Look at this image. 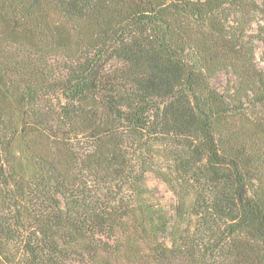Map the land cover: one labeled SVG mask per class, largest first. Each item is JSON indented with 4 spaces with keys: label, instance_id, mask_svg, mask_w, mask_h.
<instances>
[{
    "label": "trees",
    "instance_id": "16d2710c",
    "mask_svg": "<svg viewBox=\"0 0 264 264\" xmlns=\"http://www.w3.org/2000/svg\"><path fill=\"white\" fill-rule=\"evenodd\" d=\"M257 43L264 0H0V264H264Z\"/></svg>",
    "mask_w": 264,
    "mask_h": 264
},
{
    "label": "rangeland",
    "instance_id": "374dc122",
    "mask_svg": "<svg viewBox=\"0 0 264 264\" xmlns=\"http://www.w3.org/2000/svg\"><path fill=\"white\" fill-rule=\"evenodd\" d=\"M262 45L260 43H257V49H256V62L258 66L264 68V60L262 58ZM213 86L220 90L224 91L229 88V76L220 74L217 75L213 80H212ZM151 187H157L156 191V197H158L161 201L162 204L169 206L170 205V200H171V195L169 192H167L163 186H160L159 184L157 185L156 182L151 181L150 183Z\"/></svg>",
    "mask_w": 264,
    "mask_h": 264
}]
</instances>
